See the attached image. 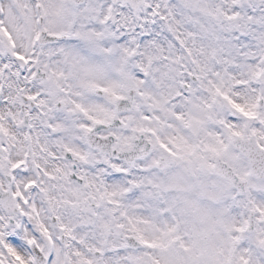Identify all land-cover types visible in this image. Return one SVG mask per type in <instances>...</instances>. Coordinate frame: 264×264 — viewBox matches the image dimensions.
Wrapping results in <instances>:
<instances>
[{"label": "snow or ice", "instance_id": "obj_1", "mask_svg": "<svg viewBox=\"0 0 264 264\" xmlns=\"http://www.w3.org/2000/svg\"><path fill=\"white\" fill-rule=\"evenodd\" d=\"M0 264H264V0H0Z\"/></svg>", "mask_w": 264, "mask_h": 264}]
</instances>
